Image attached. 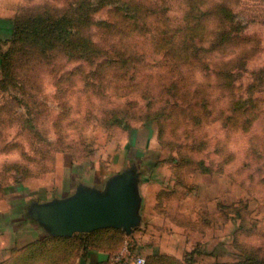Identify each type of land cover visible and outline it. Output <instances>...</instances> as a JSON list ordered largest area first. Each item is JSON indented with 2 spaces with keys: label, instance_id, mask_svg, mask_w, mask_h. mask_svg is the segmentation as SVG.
<instances>
[{
  "label": "rangeland",
  "instance_id": "1",
  "mask_svg": "<svg viewBox=\"0 0 264 264\" xmlns=\"http://www.w3.org/2000/svg\"><path fill=\"white\" fill-rule=\"evenodd\" d=\"M116 5L158 11L146 21L171 30L165 37L193 24L190 15L181 19L189 8L203 27L189 41L202 50L178 52L173 44L169 54V46L147 54L150 42L134 37L131 48L146 54L120 63L118 54H64L56 42L47 59L27 57L22 44L6 43L0 222L15 201H44L82 168L106 174L133 160L142 177L160 181L161 207L173 222H198L190 264H204L205 250L211 263L264 260V0H20L14 16L87 17L75 23L80 38L110 51L118 39L97 22ZM103 60L114 63L100 66ZM66 161L74 164L68 173ZM11 234L0 228L5 249Z\"/></svg>",
  "mask_w": 264,
  "mask_h": 264
},
{
  "label": "crops",
  "instance_id": "2",
  "mask_svg": "<svg viewBox=\"0 0 264 264\" xmlns=\"http://www.w3.org/2000/svg\"><path fill=\"white\" fill-rule=\"evenodd\" d=\"M19 2L0 0V53L11 37ZM65 164L66 172L72 171L74 164L68 161ZM129 164H135L138 170L136 162L131 160L126 166ZM122 168L106 174L97 168H82L77 178L59 181L52 195L43 200L70 195L78 184L101 189L103 182ZM137 191L139 224L129 234L107 227L88 233H73L68 237H53L26 216V206L30 201H43L30 197L22 201L20 198L14 202L13 211L6 215L9 220L0 222V228L9 226L12 233V244L8 249L0 244V264H114L111 257L122 247L131 254L142 255L145 264H190L197 251L195 226L198 222L189 216L183 217L180 224L173 222L161 207L160 181L142 177L139 173ZM205 251H199L200 263H211L212 257Z\"/></svg>",
  "mask_w": 264,
  "mask_h": 264
},
{
  "label": "trees",
  "instance_id": "3",
  "mask_svg": "<svg viewBox=\"0 0 264 264\" xmlns=\"http://www.w3.org/2000/svg\"><path fill=\"white\" fill-rule=\"evenodd\" d=\"M115 2H119L121 0H114ZM129 6L128 4H125ZM104 5L100 6L103 7ZM125 6V7H126ZM194 9V6H193ZM183 10V15H181V19L185 21V19H192L193 24L189 25L185 22L180 28V34L176 36L175 33H171L168 37H165L164 34L167 33L165 27L160 28L156 24H152L146 21L147 18L152 15H158V11L148 10L137 7L134 9L125 8L122 9L119 5H116L112 8L105 9V13L111 17L108 20H100L97 22V27L103 30V34L106 36L117 37V42L109 43V50H104V45L93 43L90 40L84 38H80L79 31L75 28V25L78 22L87 21V17L85 19H81V17H75L68 15H62L59 17H49L46 15H33L28 19H25L23 22L18 19V16H14L13 19V27L12 34L10 39L7 41L9 44L17 43L22 44V51H26L27 57L29 56L31 51L38 53L41 58L47 59V53H52L54 51L53 43L56 42L57 46H61L64 54H118V60L121 63L130 61V58L126 54H146L145 49L142 47L131 48L132 42L134 41V37L141 38L144 40H148L152 45V48L149 49V53L147 54H158L159 50L164 46L168 47L163 50V54H169V52L174 51L172 48L173 44H175L178 52H183L182 48H187L192 46V36L190 34H198V32L203 29L201 25V21L196 19L195 15H191L189 12L191 10L186 9ZM218 12H221L222 16L226 21H229L228 12L225 13V9L218 7ZM88 22V21H87ZM76 23V24H75ZM88 24V23H86ZM188 35V36H187ZM220 36V35H219ZM177 37V38H176ZM144 45V43L142 42ZM192 47L201 51L202 48H198V45H193ZM191 47V48H192ZM180 48V49H179ZM64 49V50H63ZM0 54H4L2 51ZM120 55V56H119ZM116 57V56H114ZM2 58L0 57V62ZM114 62L111 60H103L100 66L107 65L111 66ZM208 264H229L227 261L221 262H213ZM235 264H239L236 262ZM250 264H264V260H255Z\"/></svg>",
  "mask_w": 264,
  "mask_h": 264
},
{
  "label": "water",
  "instance_id": "4",
  "mask_svg": "<svg viewBox=\"0 0 264 264\" xmlns=\"http://www.w3.org/2000/svg\"><path fill=\"white\" fill-rule=\"evenodd\" d=\"M139 171L129 164L108 177L101 189L78 184L73 193L47 201H30L26 216L53 237L116 228L129 234L139 224Z\"/></svg>",
  "mask_w": 264,
  "mask_h": 264
},
{
  "label": "built area",
  "instance_id": "5",
  "mask_svg": "<svg viewBox=\"0 0 264 264\" xmlns=\"http://www.w3.org/2000/svg\"><path fill=\"white\" fill-rule=\"evenodd\" d=\"M114 264H145V258L139 254L129 253L125 247L117 250L111 257Z\"/></svg>",
  "mask_w": 264,
  "mask_h": 264
}]
</instances>
